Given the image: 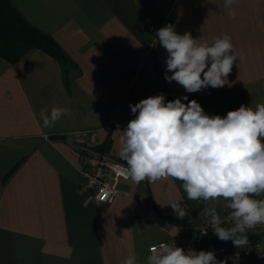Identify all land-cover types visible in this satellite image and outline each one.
Segmentation results:
<instances>
[{
  "label": "crops",
  "instance_id": "0c3cea01",
  "mask_svg": "<svg viewBox=\"0 0 264 264\" xmlns=\"http://www.w3.org/2000/svg\"><path fill=\"white\" fill-rule=\"evenodd\" d=\"M12 1L73 65L66 81L60 61L42 49L14 64L0 56V264H123L129 255L146 264L149 245L170 242L183 224L228 203L189 200L171 177L123 180L111 203H99L80 188L79 146L110 137L111 156L125 162L120 137L135 118L129 105L161 93L165 102L196 100L210 116L264 103V0L228 7L225 0ZM168 25L210 44L229 35L242 54L229 84L187 93L166 81L168 54L156 32ZM52 107L71 114L45 128L40 112ZM173 201L186 207L183 219ZM249 264H264V236Z\"/></svg>",
  "mask_w": 264,
  "mask_h": 264
},
{
  "label": "clouds",
  "instance_id": "9594fccd",
  "mask_svg": "<svg viewBox=\"0 0 264 264\" xmlns=\"http://www.w3.org/2000/svg\"><path fill=\"white\" fill-rule=\"evenodd\" d=\"M235 0H225L231 6ZM235 19L236 13L231 11ZM166 50L165 80L176 81L187 93L229 84V74L241 53L234 50L227 34L211 44L198 42L189 32L178 34L172 25L156 32ZM167 73H171L168 75ZM230 86V85H229ZM187 101L188 97L184 96ZM181 98L165 102L158 94L129 107L135 118L120 137V156L126 162L129 178L139 184L169 177L182 181L189 200L228 201L231 227H223L216 209L209 212V228L221 241L231 240L236 247L247 244V232L264 224V103L253 109L241 105L226 116H210L196 100ZM67 108H43V127L51 128ZM178 218L187 214L181 202L168 204ZM123 264H138L135 255ZM146 264H219L213 251H185L174 244L153 248Z\"/></svg>",
  "mask_w": 264,
  "mask_h": 264
},
{
  "label": "built area",
  "instance_id": "2783aa9c",
  "mask_svg": "<svg viewBox=\"0 0 264 264\" xmlns=\"http://www.w3.org/2000/svg\"><path fill=\"white\" fill-rule=\"evenodd\" d=\"M80 150V172L82 179L80 188L86 194H90L99 203H111L120 193V183L130 179L127 173L125 162L119 161L93 146L81 145ZM223 206L224 216H220L223 227H231L234 221L230 218L231 210ZM228 211V212H227ZM209 213L202 219H192L183 224L174 233L171 241L163 240L148 246L149 255L153 248H158L162 244L175 245L183 248L186 252L194 250L199 252L213 251L219 264H249V259L260 245V239L255 241L250 238L253 235L264 236V224H258L254 229L247 232L248 242L242 247H236L231 240L215 242V234L209 228ZM187 239L193 242L192 249Z\"/></svg>",
  "mask_w": 264,
  "mask_h": 264
},
{
  "label": "trees",
  "instance_id": "16d2710c",
  "mask_svg": "<svg viewBox=\"0 0 264 264\" xmlns=\"http://www.w3.org/2000/svg\"><path fill=\"white\" fill-rule=\"evenodd\" d=\"M33 48L42 49L57 58L68 81L67 72L73 62L56 39L31 23L12 0H0V56L14 64ZM110 145L111 139L108 137L95 148L110 153ZM250 238L257 241L261 235H253ZM215 242L222 243L217 236Z\"/></svg>",
  "mask_w": 264,
  "mask_h": 264
},
{
  "label": "rangeland",
  "instance_id": "374dc122",
  "mask_svg": "<svg viewBox=\"0 0 264 264\" xmlns=\"http://www.w3.org/2000/svg\"><path fill=\"white\" fill-rule=\"evenodd\" d=\"M225 204H217L216 206H215V209H216V212H217V214L219 215V216H224L225 215V213L223 212L224 210H223V206H224ZM228 212V211H227Z\"/></svg>",
  "mask_w": 264,
  "mask_h": 264
}]
</instances>
